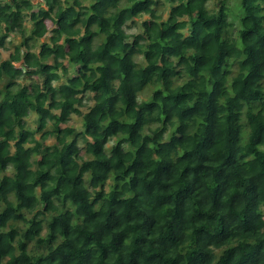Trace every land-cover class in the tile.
I'll list each match as a JSON object with an SVG mask.
<instances>
[{"label":"trees","instance_id":"obj_1","mask_svg":"<svg viewBox=\"0 0 264 264\" xmlns=\"http://www.w3.org/2000/svg\"><path fill=\"white\" fill-rule=\"evenodd\" d=\"M165 1L0 0V264H264V0Z\"/></svg>","mask_w":264,"mask_h":264},{"label":"rangeland","instance_id":"obj_2","mask_svg":"<svg viewBox=\"0 0 264 264\" xmlns=\"http://www.w3.org/2000/svg\"><path fill=\"white\" fill-rule=\"evenodd\" d=\"M230 1L232 2V0H230ZM157 2H158V4H157L158 12L162 14V17H166L168 14V10H169V3L165 0H157ZM217 2H218V0H209L207 3V7L212 8ZM143 17H146V15L142 16V18ZM142 18L141 17L137 18L136 23L127 27L126 31L127 32H137L139 30V21ZM234 22L237 23L236 20H234ZM46 23H47L48 29H51L53 27V24L51 23V21H47ZM17 38L18 37L13 35V34L10 35L9 39H11V41L8 40V42L6 43V47L8 49H7V51H2V57H7L8 53L13 50V45L17 41ZM68 68L71 69V66L68 65ZM150 92H151L150 88L145 89L141 94H139V99L145 98ZM35 120H36V116L34 114L29 115V117L27 118V125L30 128H34L36 126ZM69 124H74L75 126L79 127L80 122L76 116H73L70 119ZM52 141H53V139H49L46 142L51 143Z\"/></svg>","mask_w":264,"mask_h":264}]
</instances>
